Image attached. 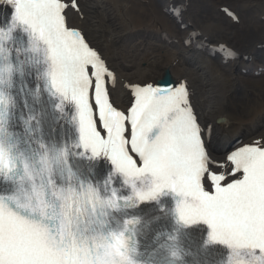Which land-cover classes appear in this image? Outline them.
<instances>
[{"label": "snow or ice", "instance_id": "obj_1", "mask_svg": "<svg viewBox=\"0 0 264 264\" xmlns=\"http://www.w3.org/2000/svg\"><path fill=\"white\" fill-rule=\"evenodd\" d=\"M5 3L13 11L0 27V264H141L129 235L138 216L123 227L110 217L167 196L177 225H207L204 246L228 249L221 264H264V144L227 155L229 174L241 175L226 182L186 82L132 85L134 102L118 110L106 83L113 72L66 24L76 0ZM17 30L27 47H6ZM33 75L35 104L25 94ZM44 93L56 119L71 125L59 141L44 137L45 112L36 107ZM100 159L112 166L102 182L76 163ZM169 255L170 264L183 259L176 247Z\"/></svg>", "mask_w": 264, "mask_h": 264}, {"label": "bare ground", "instance_id": "obj_2", "mask_svg": "<svg viewBox=\"0 0 264 264\" xmlns=\"http://www.w3.org/2000/svg\"><path fill=\"white\" fill-rule=\"evenodd\" d=\"M67 2V0H66ZM67 22L106 60L112 101L169 69L186 82L211 158L264 144V0H76ZM227 10V12L225 11ZM231 13L232 15H229ZM235 17V18H234Z\"/></svg>", "mask_w": 264, "mask_h": 264}]
</instances>
